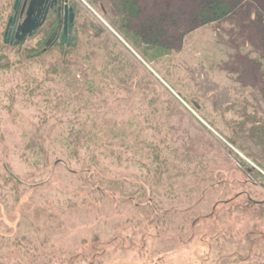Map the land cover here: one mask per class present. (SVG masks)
<instances>
[{
  "label": "rangeland",
  "instance_id": "obj_1",
  "mask_svg": "<svg viewBox=\"0 0 264 264\" xmlns=\"http://www.w3.org/2000/svg\"><path fill=\"white\" fill-rule=\"evenodd\" d=\"M68 1L80 40L83 33L93 35L87 23L93 21L102 28L99 37L113 35V42L141 63L140 73L169 97L181 177L171 191L160 190V215L148 196L88 193L95 187L81 174L73 177L61 159L34 164L20 157L39 127L40 110L25 103L19 90L16 99L2 94V104L10 107L0 105V166L6 165L25 189L14 205L0 185V264H233L231 253L246 249L241 240L253 224L262 225L253 232L264 236V48L253 19L255 5L247 2L243 10L185 38L180 67L173 71L176 83L171 80L176 91L115 33L107 0ZM5 2L0 0V10ZM49 17L45 26L53 20ZM39 37L23 46L35 48ZM20 81V75L3 76L0 87ZM233 119L242 122L238 134L226 121ZM188 168H194V177ZM239 169L249 170V176ZM114 173L110 178L126 181L128 191L143 178L136 163Z\"/></svg>",
  "mask_w": 264,
  "mask_h": 264
},
{
  "label": "trees",
  "instance_id": "obj_2",
  "mask_svg": "<svg viewBox=\"0 0 264 264\" xmlns=\"http://www.w3.org/2000/svg\"><path fill=\"white\" fill-rule=\"evenodd\" d=\"M247 2L255 5L253 19L261 31L260 44L264 48V0H107L115 33L173 89V71L180 67L185 38L243 10ZM13 5L14 0H8L2 6L6 11L0 10V77L20 75L22 81L6 89L0 87V95L6 93L8 100L16 99L19 90L23 101L40 110L41 115L37 119L39 127L26 140L20 157L25 161L32 159L34 164L39 159L41 164L50 157L61 159L70 167L73 177L81 174L95 187L88 193L120 191L132 199L148 196L162 214L163 196L158 194L162 188L168 186L171 191L175 187L183 161L174 147L178 138L171 135L168 115L174 111L169 97L140 73L141 63L131 60L121 43L113 42V35L108 33V37L100 38L102 28L93 21L87 22L93 35L83 33L81 40L73 25L75 33L69 45L54 42L45 48L42 37L54 17L48 27L43 26L31 37L41 35L35 48L23 46L31 38L22 45L5 44V23L13 15ZM3 102L0 98V105L9 106ZM191 104L198 110L193 101ZM226 121L235 125L234 130L238 127V134L242 122ZM129 163H136L143 175L137 180L140 184L131 186L130 191L126 181L110 178L115 176V169ZM194 171L188 168L193 177ZM239 171L242 176H249V170ZM1 184L7 188L5 198L15 205L25 189L24 183L6 165H1ZM29 190L32 189L28 187ZM258 228L262 225L253 224L250 234L241 240L247 243L246 249L236 251L242 256L231 253L233 264H264V236L253 232Z\"/></svg>",
  "mask_w": 264,
  "mask_h": 264
},
{
  "label": "water",
  "instance_id": "obj_3",
  "mask_svg": "<svg viewBox=\"0 0 264 264\" xmlns=\"http://www.w3.org/2000/svg\"><path fill=\"white\" fill-rule=\"evenodd\" d=\"M61 2L63 7L68 9V25L64 26L61 35L58 38V44L69 45L72 41L71 29L73 26V9L67 7V0H24L21 13H25L23 21L18 25L15 37L9 32V27L16 19L17 13L21 7L22 0H15L13 6L14 16L9 19L7 28L5 30L3 41L5 44L14 43L15 45H22L28 38L39 30L44 24L49 11L57 4ZM14 31V30H13ZM13 41V42H12ZM53 45V40L48 38L45 43V47L49 48Z\"/></svg>",
  "mask_w": 264,
  "mask_h": 264
},
{
  "label": "flooded vegetation",
  "instance_id": "obj_4",
  "mask_svg": "<svg viewBox=\"0 0 264 264\" xmlns=\"http://www.w3.org/2000/svg\"><path fill=\"white\" fill-rule=\"evenodd\" d=\"M15 2V1H14ZM29 0H27V4H28ZM23 3H24V0H22V3H21V7L17 13V16H16V19L13 21L12 25L9 27V32H11V34L13 35V38L15 37L16 35V32H17V28H18V25L23 21L24 19V16H25V13H21V10H22V6H23ZM14 6V5H13ZM67 7H71L69 5V1L67 0ZM72 8V7H71ZM73 9V8H72ZM13 10V8H12ZM50 15H53V17L55 18V22L52 23V26L49 28L48 30V35L46 37V40L48 38L52 39L53 40V44L55 41H58V38L59 36L61 35L62 31H63V28L64 26H67L68 25V16H69V11L68 9L64 8L63 7V4L61 2H57V4L49 11L47 17H46V20L44 22V24L42 25L45 26L46 24V21L48 19V17ZM14 16V12H13V15L10 17L12 18ZM9 18V19H10ZM9 22V21H8ZM49 24H47L45 26L48 27ZM41 27V28H42ZM7 28V27H6ZM40 28V29H41ZM14 30V31H13ZM38 31V30H37ZM36 31V32H37ZM35 32V33H36ZM5 33V32H4ZM34 33V34H35ZM33 34V35H34ZM31 38V37H30ZM46 40H45V43H46ZM13 42V41H12Z\"/></svg>",
  "mask_w": 264,
  "mask_h": 264
}]
</instances>
